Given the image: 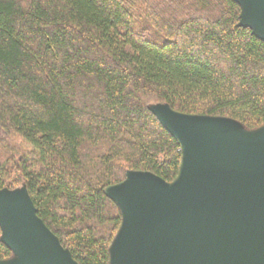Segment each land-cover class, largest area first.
<instances>
[{"label":"trees","instance_id":"obj_1","mask_svg":"<svg viewBox=\"0 0 264 264\" xmlns=\"http://www.w3.org/2000/svg\"><path fill=\"white\" fill-rule=\"evenodd\" d=\"M241 15L234 0H0V190L26 188L78 264H110L123 218L106 190L180 172L151 107L264 126V41Z\"/></svg>","mask_w":264,"mask_h":264},{"label":"water","instance_id":"obj_2","mask_svg":"<svg viewBox=\"0 0 264 264\" xmlns=\"http://www.w3.org/2000/svg\"><path fill=\"white\" fill-rule=\"evenodd\" d=\"M234 1L240 27L264 41V0ZM150 110L181 147L180 172L171 183L129 172L106 190L123 218L110 264H264V126ZM0 228L14 254L0 264H78L26 188L0 190Z\"/></svg>","mask_w":264,"mask_h":264},{"label":"rangeland","instance_id":"obj_3","mask_svg":"<svg viewBox=\"0 0 264 264\" xmlns=\"http://www.w3.org/2000/svg\"><path fill=\"white\" fill-rule=\"evenodd\" d=\"M6 138V137H5ZM7 141V143L9 144V145H11V146H13V147H15V148H17V150H19V151H24V150H27V149H23V148H25L26 146L25 145H23L22 143H21V140L20 139H18L17 137H9V139L8 140H6ZM5 141V142H6ZM5 144V143H4ZM25 146V147H24ZM28 151V150H27Z\"/></svg>","mask_w":264,"mask_h":264}]
</instances>
